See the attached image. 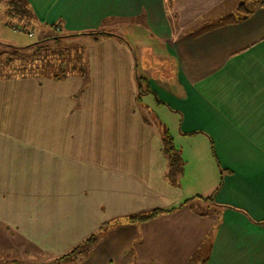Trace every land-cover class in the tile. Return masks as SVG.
<instances>
[{
	"label": "crops",
	"instance_id": "0c3cea01",
	"mask_svg": "<svg viewBox=\"0 0 264 264\" xmlns=\"http://www.w3.org/2000/svg\"><path fill=\"white\" fill-rule=\"evenodd\" d=\"M24 1L44 30L136 29L174 76L138 74L135 48L107 32L85 85L0 77V256L52 264L98 234L57 264H264V8L238 21L245 0ZM159 126L184 162L177 186Z\"/></svg>",
	"mask_w": 264,
	"mask_h": 264
},
{
	"label": "rangeland",
	"instance_id": "374dc122",
	"mask_svg": "<svg viewBox=\"0 0 264 264\" xmlns=\"http://www.w3.org/2000/svg\"><path fill=\"white\" fill-rule=\"evenodd\" d=\"M9 0H0V77L4 76H12L18 75L21 73V70H19V73L16 72V74L11 71V68H6L5 63L8 61L9 65L12 66L13 68L19 67V69L24 66L25 64L29 65V62L25 59V56H22L20 58V55H13L11 50L8 47L2 46L7 45V44H16L14 46L16 47H24L30 44H33L35 42H38L41 40L44 36L47 35H59L60 40L58 44L56 45H51L50 43L48 45V48L45 50H41L39 53L36 54V57L34 58V61L31 62V65H39L41 66L42 64L45 65L46 63H55L57 65V70H51L50 72L54 74H59L61 70L63 71H68L71 68H77V69H85L87 70L86 66V60L89 59V52H90V46L96 44L98 39H95V36L89 35V32L86 33H76L75 36H66L64 35L63 31H57L52 30L51 25H47V27L42 28L38 24H32V27L26 28L24 33H18L14 32V28L21 27V23L16 21V20H8L5 17V8H6V3ZM236 14V13H235ZM34 20V18H33ZM7 24H11V26H7ZM125 26L123 25H118V28H113V27H105L104 29H101L102 31L105 32H111L113 34H117V36H120L123 40L126 42H129V44L134 47L136 50V58L138 61V74L141 73L142 66L141 63H147L148 67V72L151 74V72H158L160 78H164L167 80L164 83L166 84H171L173 83V76H174V66H173V61L170 56H167L166 58H159L161 61L156 65L154 62V67L152 68L151 66V60L152 58L156 59V53L153 50L152 45L145 44L146 41H143L142 39H137L139 40V43H142L140 45L139 43H135L136 41H133L134 39L132 38L133 34H139L135 31H133V28L131 29H125ZM113 28V29H112ZM43 31L40 33V30ZM131 31V32H130ZM28 34L31 36L28 37ZM145 42V43H144ZM146 45V47H145ZM101 49L96 50V53H100ZM30 59V58H29ZM36 60V61H35ZM62 62V63H61ZM157 62V63H158ZM160 65V66H159ZM32 68V67H31ZM39 70V69H38ZM15 71V70H14ZM143 72V71H142ZM38 74V73H37ZM74 75V74H73ZM154 77L157 76L156 74H153ZM69 76H72L69 75ZM158 76V77H159ZM159 78V79H160ZM59 89H62L59 87ZM148 102V101H146ZM91 236V235H90ZM17 259L16 257L9 255V254H4L3 256H0V264H12L10 261L13 259ZM13 262V261H12ZM17 264H41L38 261H31V262H18ZM49 264V262L45 263ZM53 264V262H52Z\"/></svg>",
	"mask_w": 264,
	"mask_h": 264
},
{
	"label": "trees",
	"instance_id": "16d2710c",
	"mask_svg": "<svg viewBox=\"0 0 264 264\" xmlns=\"http://www.w3.org/2000/svg\"><path fill=\"white\" fill-rule=\"evenodd\" d=\"M171 1L172 0H166L169 6L171 4ZM257 7L264 8V0H245L244 3H240L238 5L235 20L240 21V20L246 19L252 13V10ZM4 14H5L6 19H8L9 21L16 20L21 23V27L20 28L17 27L19 31L13 30L14 32H25L26 28H30V26H32L33 24L32 23V20H33L32 12L24 0H9L6 3ZM7 26H11V25L7 24ZM51 28L52 30L56 29L58 31L56 27L52 26ZM89 35L95 36L94 37L95 39L109 38V37L114 36L102 30L89 32ZM66 36L68 37V36H75V35H66ZM59 40H60L59 35L58 36L57 35H53V36L47 35V36H44L38 42H35L33 44H30L24 47L17 48V47H12V46L2 44V46L8 47L14 56L20 55V58L22 56H25V59L27 60V62H29V65L25 64L19 69V67L13 68L12 66H10L7 61L5 63V67L11 68V71H13L15 74L16 72L19 73V70H21L20 74L18 75L13 74L14 76H20V77L45 76V77L50 78L53 81H60V80L65 79L68 75L74 74V75H78L79 77H81L84 80L83 85H85L86 80H87L86 68L83 70L77 69V68H71L68 71L61 70L59 74H54L50 71L57 70V65L55 63L48 62L45 65L42 64L41 66L39 65L35 66L33 64L31 65V62L34 61V58L36 57L37 53H39L43 49L45 50L46 48H48V46H50L48 45L49 43L51 45L58 44ZM140 82L141 80L137 81L139 95L142 94V91L140 88V85H141ZM136 100L137 102H139L140 100L139 97H137ZM158 129H159V134H160V139H161V144H162V151L164 155L166 156V159L168 162V167L165 172L164 178L172 186H177V180L183 173L184 162L180 156V151L174 147L172 139L168 131L162 126H159ZM204 201L205 203H207L208 207H206L204 210L202 209V213L209 211L208 209L213 205L210 198L205 199ZM162 212L164 211L152 210L146 213L129 216L124 220L113 221V225H116L122 222L134 223V222L147 221L161 214ZM98 236H99L98 234H92L91 236L87 237L82 242H80L77 246H75L72 250H70L66 255H63L62 257L55 259L53 264H57L58 262L62 260H70L72 258H75L76 256H85L88 253L89 249L97 242Z\"/></svg>",
	"mask_w": 264,
	"mask_h": 264
},
{
	"label": "built area",
	"instance_id": "2783aa9c",
	"mask_svg": "<svg viewBox=\"0 0 264 264\" xmlns=\"http://www.w3.org/2000/svg\"><path fill=\"white\" fill-rule=\"evenodd\" d=\"M14 31H19V29L18 28H14ZM29 36H31L30 34H28Z\"/></svg>",
	"mask_w": 264,
	"mask_h": 264
}]
</instances>
